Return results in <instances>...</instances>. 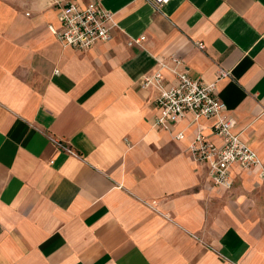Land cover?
Listing matches in <instances>:
<instances>
[{
  "label": "crops",
  "instance_id": "obj_1",
  "mask_svg": "<svg viewBox=\"0 0 264 264\" xmlns=\"http://www.w3.org/2000/svg\"><path fill=\"white\" fill-rule=\"evenodd\" d=\"M66 1L112 11L111 39L64 45ZM173 56L264 166V0H0V264H264L261 168L217 186L189 148L216 117L154 122L139 79Z\"/></svg>",
  "mask_w": 264,
  "mask_h": 264
},
{
  "label": "built area",
  "instance_id": "obj_2",
  "mask_svg": "<svg viewBox=\"0 0 264 264\" xmlns=\"http://www.w3.org/2000/svg\"><path fill=\"white\" fill-rule=\"evenodd\" d=\"M150 1L159 7L169 0ZM58 18L62 27L58 29L50 25L51 30L64 45L83 51L91 48L97 41L111 39L112 29L117 26L114 13L106 9L101 2H91L82 7L74 1H66L60 6ZM143 39L145 36L131 40L130 44L133 41L141 42ZM197 44L200 48L205 47L202 41ZM171 58L174 66L159 60V68L154 73L142 75L139 79L142 87H154L158 91L156 105L159 114L155 118V124L168 129L188 111H192L196 118L215 116L217 120L214 124V133L222 139V143L217 145L199 131L189 148L196 160L209 164L210 176L217 186L227 189L233 187L234 182L230 174V167L233 164H239L243 168L258 166L264 172L263 161L258 153L239 133L233 131V119L223 114L226 104L215 92L216 81L205 82L192 77L180 67L182 64L180 58L175 56ZM166 68L170 69L175 79L170 85L164 73ZM224 74L226 72L222 73ZM178 136L183 135L180 133ZM52 140L69 153L78 155L75 149L62 144L57 137H53Z\"/></svg>",
  "mask_w": 264,
  "mask_h": 264
}]
</instances>
